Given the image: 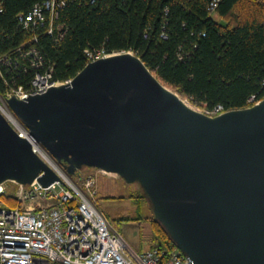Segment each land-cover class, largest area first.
<instances>
[{
    "label": "water",
    "instance_id": "water-1",
    "mask_svg": "<svg viewBox=\"0 0 264 264\" xmlns=\"http://www.w3.org/2000/svg\"><path fill=\"white\" fill-rule=\"evenodd\" d=\"M7 104L67 176L90 168L137 184L191 264H264V98L207 116L127 52ZM34 180L59 178L0 114V185Z\"/></svg>",
    "mask_w": 264,
    "mask_h": 264
},
{
    "label": "trees",
    "instance_id": "trees-1",
    "mask_svg": "<svg viewBox=\"0 0 264 264\" xmlns=\"http://www.w3.org/2000/svg\"><path fill=\"white\" fill-rule=\"evenodd\" d=\"M48 0H0V95L9 86L28 87L35 71L18 49L33 47L52 69V79H72L87 64L84 51L136 55L152 75L191 106L225 111L248 108L264 98V0H57L64 6L42 27L23 30L18 16ZM34 40H36L34 42ZM80 177L71 176L74 181ZM9 208L16 203L3 196ZM4 202V201H3ZM149 249H175L168 234L149 219Z\"/></svg>",
    "mask_w": 264,
    "mask_h": 264
},
{
    "label": "built area",
    "instance_id": "built-area-1",
    "mask_svg": "<svg viewBox=\"0 0 264 264\" xmlns=\"http://www.w3.org/2000/svg\"><path fill=\"white\" fill-rule=\"evenodd\" d=\"M221 0H211L212 11ZM63 1L48 0L34 6L27 15L18 16L23 30L42 27L48 13L47 35H52V20ZM36 40H34L35 42ZM19 56L30 61L35 71L27 88L9 86L0 95V114L9 123L18 137L27 140L32 152L42 160L59 178V181L42 187L36 180L30 185H15L11 197L16 205L7 207L0 201V264H191L188 257L176 248L169 252L149 249L137 252L129 246L120 233L114 231L96 204L97 182L94 176L72 181L60 170L43 148L34 143L27 130L15 118L7 100L15 97L24 100L46 92L49 88L68 84L52 79V69L44 68V61L37 51L18 49ZM87 63L106 58L104 50L84 51ZM10 67L7 57L0 58V67ZM261 100L249 98L253 106ZM199 111V110H198ZM207 116H217L224 112L222 106L201 109ZM0 185V199L5 196L7 184Z\"/></svg>",
    "mask_w": 264,
    "mask_h": 264
},
{
    "label": "rangeland",
    "instance_id": "rangeland-1",
    "mask_svg": "<svg viewBox=\"0 0 264 264\" xmlns=\"http://www.w3.org/2000/svg\"><path fill=\"white\" fill-rule=\"evenodd\" d=\"M183 101L194 110L201 111L186 100ZM77 174L80 177L74 179L76 183L87 176L96 178L97 208L111 228L120 233L137 252L149 250L151 244L149 219L153 218V214L139 186L127 184L116 174H108L96 169L83 168ZM15 190L14 183L10 182L7 184L5 194L12 196ZM3 201L6 204L5 200Z\"/></svg>",
    "mask_w": 264,
    "mask_h": 264
},
{
    "label": "bare ground",
    "instance_id": "bare-ground-1",
    "mask_svg": "<svg viewBox=\"0 0 264 264\" xmlns=\"http://www.w3.org/2000/svg\"><path fill=\"white\" fill-rule=\"evenodd\" d=\"M54 164L60 169L61 167L59 166V164L58 163H56V162H54ZM60 170H62V169H60ZM63 172H64V170H62ZM65 173V172H64ZM66 174V173H65ZM10 182H12V181H10ZM14 183V182H13Z\"/></svg>",
    "mask_w": 264,
    "mask_h": 264
},
{
    "label": "crops",
    "instance_id": "crops-1",
    "mask_svg": "<svg viewBox=\"0 0 264 264\" xmlns=\"http://www.w3.org/2000/svg\"><path fill=\"white\" fill-rule=\"evenodd\" d=\"M102 214V213H101ZM122 236V235H121ZM123 237V236H122ZM123 239L129 244V246L131 247V248H133L134 250H135V248L132 246V245H130V243L123 237ZM139 250V249H138Z\"/></svg>",
    "mask_w": 264,
    "mask_h": 264
}]
</instances>
